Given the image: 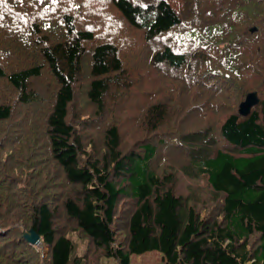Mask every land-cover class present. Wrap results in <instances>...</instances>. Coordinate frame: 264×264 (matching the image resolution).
Segmentation results:
<instances>
[{"label": "trees", "instance_id": "16d2710c", "mask_svg": "<svg viewBox=\"0 0 264 264\" xmlns=\"http://www.w3.org/2000/svg\"><path fill=\"white\" fill-rule=\"evenodd\" d=\"M172 1L0 0V264H264V0Z\"/></svg>", "mask_w": 264, "mask_h": 264}, {"label": "rangeland", "instance_id": "374dc122", "mask_svg": "<svg viewBox=\"0 0 264 264\" xmlns=\"http://www.w3.org/2000/svg\"><path fill=\"white\" fill-rule=\"evenodd\" d=\"M172 3L176 6L177 0H173ZM135 42H139V39H136ZM142 82H143L142 79L138 80L137 86L140 87V85H142ZM256 93L258 92L256 91ZM257 95H259V93ZM246 98L247 97H245L242 103L246 100ZM189 107H191L190 103H189L188 108ZM239 110H240V107H239ZM221 118H222V115H219L216 118H214V120L218 121ZM188 127L191 129L196 128V126H193V125H190ZM143 135H145V131L141 129L140 126H138L132 132L131 136L125 138V143L128 149L131 150L132 148H136V145L134 144L139 138H142ZM96 138H99V137H96ZM134 139H135V142L133 144L132 140ZM181 161L182 160L173 158V161L170 165L179 166L180 164H184ZM170 165L168 166L167 164L168 167H170ZM177 192L182 193V194H187V195L191 194L192 192H194V194H197V196L201 199V202L198 201L200 208L204 204H210V201L212 199L210 189L208 188L205 179L190 182L182 178L178 184ZM166 206L168 205L166 204ZM210 206L212 207L213 204H210ZM172 215H173L172 212H169L168 208H165V214L162 220V225L165 231L163 241H162V252L166 254L167 256H169L170 259L174 260L175 256L172 255L171 253V240L169 239L170 235L168 237L169 230L172 227V218L174 217V216L172 217ZM56 224H57L56 227L59 230V234L70 236L76 244V250L74 253V264H118V261L114 259L106 258L103 252L96 250L91 244V242L88 240V238L83 233H80L79 231L75 232L74 231L76 229L75 224H72L70 221L68 222L66 218L61 217L60 219L57 220ZM21 228H24V227L21 226ZM123 238H124V235L120 233L119 240H123ZM42 246L40 250L43 255V259H45L48 255V248L45 245H43V243H42ZM42 264H44L43 261H42ZM131 264H164V262L162 259L161 252H150V253L143 254V255L133 256L131 259Z\"/></svg>", "mask_w": 264, "mask_h": 264}, {"label": "water", "instance_id": "95a60500", "mask_svg": "<svg viewBox=\"0 0 264 264\" xmlns=\"http://www.w3.org/2000/svg\"><path fill=\"white\" fill-rule=\"evenodd\" d=\"M257 29H253L252 32H255ZM260 102V99L256 92L250 93L246 100L240 105L239 113L242 116H248L253 109V107L257 106ZM25 239L32 245L42 246L40 236L34 229H30L29 231L23 230Z\"/></svg>", "mask_w": 264, "mask_h": 264}]
</instances>
